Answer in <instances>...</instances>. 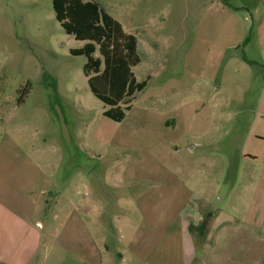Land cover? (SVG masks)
Returning <instances> with one entry per match:
<instances>
[{"label": "rangeland", "instance_id": "obj_1", "mask_svg": "<svg viewBox=\"0 0 264 264\" xmlns=\"http://www.w3.org/2000/svg\"><path fill=\"white\" fill-rule=\"evenodd\" d=\"M92 1L138 37L133 71L148 86L122 122L105 117L87 57L70 52L85 42L65 32L53 0H0V204L60 227L74 205L70 224L128 260L109 264L153 262L192 213L243 224L261 206L250 229L264 250V0ZM166 257L184 259L175 247Z\"/></svg>", "mask_w": 264, "mask_h": 264}, {"label": "crops", "instance_id": "obj_2", "mask_svg": "<svg viewBox=\"0 0 264 264\" xmlns=\"http://www.w3.org/2000/svg\"><path fill=\"white\" fill-rule=\"evenodd\" d=\"M41 193L46 194L44 191ZM261 197L262 195L259 197L260 201L263 200ZM27 199L31 200L32 197ZM258 211L261 214V206H257V209H255V218L252 217L251 221L247 220L243 224L230 222L226 218L221 220L220 217L215 220L216 215L213 214L211 232L207 242L204 244H199L189 232V225L192 220L195 223H200L203 219L201 212L192 213L187 219L185 218L186 220L177 221L176 225L173 226L174 228L170 230H174V232L165 236L161 242L162 244L158 246V250L155 249L149 258H153L154 261L152 260L153 262H151L149 260L148 263L167 264L166 256L168 255V250L171 247H175L180 249L181 255H184L181 264H189L190 261L193 264L194 260L197 261L196 255L198 252H201L202 259L200 257L198 263L194 261L197 264H207L203 258L209 252H212V264H221L223 262L228 264H264V250L260 243L262 236L260 233L250 229V227L257 229V225L262 224L261 215H258ZM33 212L18 213L0 204L1 264H109V261L112 260L108 258L112 254L108 246L105 245L106 238L99 239L94 236L91 233V227L85 225L77 226L74 223L70 224V221H72L70 218L74 222L77 212V208L74 205H72L71 210L67 214V225L62 227L53 223L45 224L41 222L39 218H34ZM51 216L52 221H58L60 210L56 212L52 210ZM244 227L248 229L250 235L255 237L254 241L259 240L260 244H255V247L251 246L250 242H246L242 238V235L244 236L245 234L243 232L237 236V239L235 237L229 238L230 232H234L232 229ZM219 247L229 250L226 260H221L223 257H220ZM253 247L255 251H253ZM235 248H239V251L230 257L233 254L232 250ZM112 256L114 261L115 258H118L121 263L128 261L125 254L120 251H116ZM156 257H158V261L155 260Z\"/></svg>", "mask_w": 264, "mask_h": 264}, {"label": "trees", "instance_id": "obj_3", "mask_svg": "<svg viewBox=\"0 0 264 264\" xmlns=\"http://www.w3.org/2000/svg\"><path fill=\"white\" fill-rule=\"evenodd\" d=\"M221 1L232 6L230 0ZM53 9L65 32L85 42L82 48L70 52L73 56L87 57L83 72L93 95L108 107L104 116L122 122L137 93L148 86V80L139 81L133 71L141 63L138 37L125 32L119 21L92 0H53ZM97 52L101 57L96 56ZM27 94L28 91L20 103ZM203 216L200 225H189V232L199 244L205 243L213 220L211 212Z\"/></svg>", "mask_w": 264, "mask_h": 264}, {"label": "built area", "instance_id": "obj_4", "mask_svg": "<svg viewBox=\"0 0 264 264\" xmlns=\"http://www.w3.org/2000/svg\"><path fill=\"white\" fill-rule=\"evenodd\" d=\"M1 264V263H0Z\"/></svg>", "mask_w": 264, "mask_h": 264}]
</instances>
